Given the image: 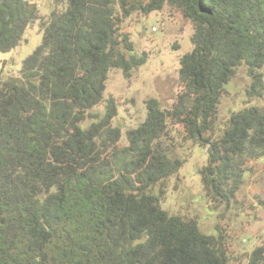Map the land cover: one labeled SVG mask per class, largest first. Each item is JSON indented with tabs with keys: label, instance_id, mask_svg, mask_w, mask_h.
<instances>
[{
	"label": "trees",
	"instance_id": "obj_1",
	"mask_svg": "<svg viewBox=\"0 0 264 264\" xmlns=\"http://www.w3.org/2000/svg\"><path fill=\"white\" fill-rule=\"evenodd\" d=\"M165 6L193 28L181 90L170 109L147 99L143 122L123 135L106 80L147 55L122 25ZM34 23L40 44L0 80V264H236L218 225L205 234L196 216L161 203L188 142L208 155L200 182L215 210L238 204L264 160V105L254 103L264 101V0H52L46 16L27 0H0V55ZM241 66L250 84L219 126ZM257 199L264 208V190ZM245 264H264V241Z\"/></svg>",
	"mask_w": 264,
	"mask_h": 264
},
{
	"label": "rangeland",
	"instance_id": "obj_2",
	"mask_svg": "<svg viewBox=\"0 0 264 264\" xmlns=\"http://www.w3.org/2000/svg\"><path fill=\"white\" fill-rule=\"evenodd\" d=\"M36 4L39 13L49 14L52 0H27ZM129 35L134 51L141 56L146 53L144 64L132 68L128 75L122 69H112L106 80L104 97H113L117 107L114 125L122 134L143 122L146 116L144 102L156 98L163 109H170L181 86L177 71L179 59L192 50L190 38L193 33L189 19L179 11L165 6L148 15L133 14L122 25ZM42 32L38 23L26 30L24 40L10 53L0 55V80L16 74L24 58L40 44ZM250 80L245 66L237 69L226 86L227 95L221 100L218 110V125L221 126L233 110L241 107L245 90ZM254 103L264 105V101ZM104 104H99L91 113H102ZM90 119L88 123H90ZM124 144V139L122 140ZM185 160L178 172L166 181V195L162 209L171 214L181 213L196 216L200 230L215 234L218 225L229 243L230 254L236 264H245L252 248L264 241V208L258 204L264 190V160L256 165L257 171L247 179L239 202L228 210L212 209L201 188L199 170L208 162L206 150L188 142L179 148Z\"/></svg>",
	"mask_w": 264,
	"mask_h": 264
}]
</instances>
